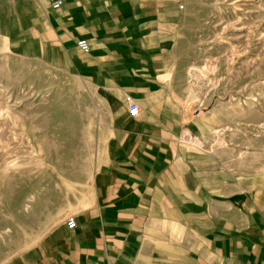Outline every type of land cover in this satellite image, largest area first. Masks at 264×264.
Instances as JSON below:
<instances>
[{
    "label": "crops",
    "instance_id": "1",
    "mask_svg": "<svg viewBox=\"0 0 264 264\" xmlns=\"http://www.w3.org/2000/svg\"><path fill=\"white\" fill-rule=\"evenodd\" d=\"M182 10L181 0H45L49 32L102 117L91 172L67 181V210L28 264H264V173H245L197 110Z\"/></svg>",
    "mask_w": 264,
    "mask_h": 264
},
{
    "label": "rangeland",
    "instance_id": "2",
    "mask_svg": "<svg viewBox=\"0 0 264 264\" xmlns=\"http://www.w3.org/2000/svg\"><path fill=\"white\" fill-rule=\"evenodd\" d=\"M181 7L182 67L197 110L244 172L261 175L264 0ZM98 102L54 42L45 0H0V264H28L67 210V181L91 172Z\"/></svg>",
    "mask_w": 264,
    "mask_h": 264
},
{
    "label": "built area",
    "instance_id": "3",
    "mask_svg": "<svg viewBox=\"0 0 264 264\" xmlns=\"http://www.w3.org/2000/svg\"><path fill=\"white\" fill-rule=\"evenodd\" d=\"M61 2H57L54 7L59 8L61 6ZM79 49L85 53L90 52V45L86 40H80L77 44ZM129 114L131 117H138L140 114V108L137 104L132 103L129 107ZM180 141L181 142H191L192 144H196V139L193 136H189L187 134H183L180 136ZM68 227L70 229H73L75 227V223L73 220L68 222Z\"/></svg>",
    "mask_w": 264,
    "mask_h": 264
}]
</instances>
